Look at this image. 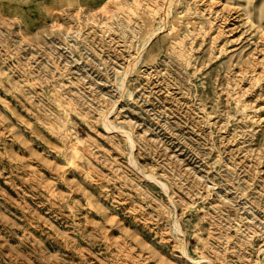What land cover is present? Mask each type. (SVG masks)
Wrapping results in <instances>:
<instances>
[{"label": "rangeland", "instance_id": "374dc122", "mask_svg": "<svg viewBox=\"0 0 264 264\" xmlns=\"http://www.w3.org/2000/svg\"><path fill=\"white\" fill-rule=\"evenodd\" d=\"M93 3L0 0V264H264V0Z\"/></svg>", "mask_w": 264, "mask_h": 264}, {"label": "bare ground", "instance_id": "6f19581e", "mask_svg": "<svg viewBox=\"0 0 264 264\" xmlns=\"http://www.w3.org/2000/svg\"><path fill=\"white\" fill-rule=\"evenodd\" d=\"M94 3V6L93 8L97 9V8H100L101 10L103 9H106V7H108L106 4H107V1L108 0H92ZM108 9V8H107ZM115 13V12H114ZM116 15V14H115ZM114 102V101H113ZM92 104V103H91Z\"/></svg>", "mask_w": 264, "mask_h": 264}]
</instances>
